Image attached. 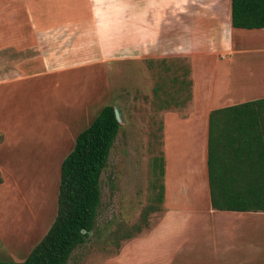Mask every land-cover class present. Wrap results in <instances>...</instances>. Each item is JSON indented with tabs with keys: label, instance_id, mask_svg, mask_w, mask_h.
Returning a JSON list of instances; mask_svg holds the SVG:
<instances>
[{
	"label": "rangeland",
	"instance_id": "374dc122",
	"mask_svg": "<svg viewBox=\"0 0 264 264\" xmlns=\"http://www.w3.org/2000/svg\"><path fill=\"white\" fill-rule=\"evenodd\" d=\"M8 1L20 7L29 3L36 19L39 9L67 12L77 7L86 17L90 13L89 0L0 3ZM173 2L160 0L164 5ZM235 41L240 51L231 63L230 94L219 103L225 107L264 98V30H239ZM183 64L91 63L58 74L31 75L13 83L12 94L0 93V261H25L47 234L57 216L62 162L101 109L114 105L121 112L122 128L102 174L98 222L68 264H229V256L218 252H190L185 248L188 232L172 236L164 227L151 238L162 213L152 214L149 228L133 238H110L119 226L140 222L151 203L152 161L163 156L157 108L174 92V76L182 79ZM40 65L32 61L31 74ZM137 78L143 79L142 86ZM185 96L175 94V100ZM261 226L263 230L264 222ZM231 239L224 236L223 241Z\"/></svg>",
	"mask_w": 264,
	"mask_h": 264
},
{
	"label": "crops",
	"instance_id": "0c3cea01",
	"mask_svg": "<svg viewBox=\"0 0 264 264\" xmlns=\"http://www.w3.org/2000/svg\"><path fill=\"white\" fill-rule=\"evenodd\" d=\"M89 4L88 17L76 7L67 12L39 9L36 19L29 3L22 7L14 1L0 3V93L12 94V84L31 75L48 76L91 63L146 66L182 60V79L174 76V92L157 108L165 202L151 238L164 227L171 235L188 232L185 248L196 256L210 250L229 256V264H264V213L215 210L210 195V114L225 107L219 103L230 94L231 63L240 51L235 35L244 30L232 26V0H174L171 5L160 0H89ZM35 60L41 67L31 74ZM142 81L137 78L136 84L142 86ZM184 92L185 98L177 102L175 94ZM224 236L231 241L225 243Z\"/></svg>",
	"mask_w": 264,
	"mask_h": 264
},
{
	"label": "trees",
	"instance_id": "16d2710c",
	"mask_svg": "<svg viewBox=\"0 0 264 264\" xmlns=\"http://www.w3.org/2000/svg\"><path fill=\"white\" fill-rule=\"evenodd\" d=\"M232 26L264 29V0H232ZM185 74H189L187 69ZM121 128L115 106L107 105L77 136L61 165L57 216L51 228L25 261L0 264H68L75 249L86 243L96 228L101 178ZM2 141L0 135V144ZM208 167L215 210L264 213V98L211 112ZM164 176V156L155 157L151 203L140 222L119 226L111 239H130L149 228L150 216L164 210Z\"/></svg>",
	"mask_w": 264,
	"mask_h": 264
},
{
	"label": "water",
	"instance_id": "95a60500",
	"mask_svg": "<svg viewBox=\"0 0 264 264\" xmlns=\"http://www.w3.org/2000/svg\"><path fill=\"white\" fill-rule=\"evenodd\" d=\"M115 114H116V117H117V120L121 123L122 121V118H121V112L118 108L115 107Z\"/></svg>",
	"mask_w": 264,
	"mask_h": 264
}]
</instances>
